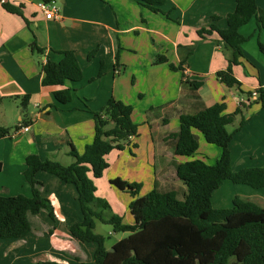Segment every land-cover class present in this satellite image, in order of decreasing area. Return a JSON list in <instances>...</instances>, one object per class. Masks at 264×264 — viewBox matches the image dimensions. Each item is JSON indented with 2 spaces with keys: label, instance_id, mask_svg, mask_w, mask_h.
I'll return each mask as SVG.
<instances>
[{
  "label": "crops",
  "instance_id": "1",
  "mask_svg": "<svg viewBox=\"0 0 264 264\" xmlns=\"http://www.w3.org/2000/svg\"><path fill=\"white\" fill-rule=\"evenodd\" d=\"M40 1L6 0L21 6L20 15L7 10L0 0V127L10 130L0 137L2 194L32 195L24 176L26 158L31 153L42 159L73 158L74 162L72 147L83 153L94 139L92 111L102 109L111 98L134 107L132 119L139 128L125 149H114L106 156L109 167L95 183L98 196L107 197L125 223L136 222L130 207L132 200L146 195L156 185H170L165 181L170 165L175 166L176 172L179 163L190 160L176 155L169 139L179 130L181 114L195 113L217 102L226 104V113L240 109L229 126L233 130L242 118L247 119L229 144L232 168L264 167V106L256 100L240 104L249 92L264 89V53L259 48V41L264 43V29L258 28L255 17L240 28L247 40L241 45L240 62L233 67L241 85L233 87L217 76L229 65L231 48L216 31L205 36L198 32L211 23L227 27L226 17L238 0H165L160 7L170 10L169 17L138 0H55L59 6L56 19L46 18L38 6ZM257 3L264 8V0ZM34 42L45 53L35 52ZM64 50L77 55L82 79L65 85H44L43 63L47 57L60 61V51ZM158 53L167 56L168 62L155 63ZM170 63L178 70L171 69ZM191 81L202 84L195 88ZM65 87L72 89L73 98L61 103L54 92ZM26 96L28 106L24 109L22 101ZM145 101L149 102L143 105ZM24 125L29 126L28 131L18 130ZM202 138L199 134L200 143ZM132 147L137 153L148 155V164L157 165L153 178L142 163L138 170L131 165L132 169L125 173H113L110 155L119 150L124 157ZM220 154L221 149L214 150L216 157ZM146 175L147 184L152 180V185L144 192ZM37 178L43 183V194L54 206L55 217L42 210L33 217L35 226L30 234L19 239L0 238V264L93 262L96 243L81 242L69 231V225L83 218L75 185L45 171H39ZM115 178L144 187L133 196L127 189L117 187L112 182ZM225 183L230 189L236 188L235 196L217 193ZM236 196L264 207V187H232L227 181L214 191L213 205L232 207L230 201L233 203Z\"/></svg>",
  "mask_w": 264,
  "mask_h": 264
},
{
  "label": "trees",
  "instance_id": "2",
  "mask_svg": "<svg viewBox=\"0 0 264 264\" xmlns=\"http://www.w3.org/2000/svg\"><path fill=\"white\" fill-rule=\"evenodd\" d=\"M138 2L169 17V12L160 7L165 0ZM4 7L23 15L21 6L4 2ZM253 17L258 28L264 29V8L259 7L257 0H238L234 11L226 17L227 27L221 28L211 23L198 30L200 36L216 31L231 48L228 67L217 72L218 78L229 87L241 85L233 67L240 62L243 55L241 45L247 40L240 28ZM259 48L264 53V43L261 41ZM32 49L37 53H45V49L35 42ZM60 52L63 54L60 61L47 57L43 63L44 85H65L68 81H79L83 77L75 52ZM167 61L164 54L156 55L155 63ZM170 66L178 69L173 63ZM201 84V81H191L195 88ZM257 93L255 100L264 106V89L259 87ZM54 95L59 102L68 103L73 98V91L65 87L56 90ZM253 101L240 104L244 106ZM22 106L27 108V96ZM133 110L131 104L111 98L103 109L92 111L95 120L94 139L86 145L83 153L72 147L70 154L75 160L71 164L42 159L36 153L29 154L24 176L32 195H6L0 192V238L19 239L30 234L35 226L33 217L42 210L55 217L54 206L43 194V183L37 178L39 171H45L66 183L74 184L77 189L83 218L69 225V231L81 242L96 243L94 261L85 264H264V207L239 196L234 197L232 207L216 208L213 205L214 191L227 179L254 188L264 187V167L232 168L229 144L247 119L242 118L239 125L230 130L229 126L235 122L241 110L226 113L224 102H217L195 113L181 114L179 130L169 135L174 152L179 156L196 153L200 146L199 133L208 143L221 148V154L213 164L196 158L177 165V176L187 187L183 198H179L174 189H160L156 185L146 195L131 201L130 207L136 215L135 223H125L118 214L109 217L104 215L110 205L105 198L96 196L95 179L102 177L109 167L106 156L114 149H124V142L138 133L139 125L132 119ZM9 131L8 128L0 127V137L6 136ZM112 182L127 189L133 196L138 195L142 187L141 183L120 178ZM98 220L111 224L114 231L129 232V235L108 249L105 237L95 231ZM30 264L66 263L44 260Z\"/></svg>",
  "mask_w": 264,
  "mask_h": 264
},
{
  "label": "rangeland",
  "instance_id": "3",
  "mask_svg": "<svg viewBox=\"0 0 264 264\" xmlns=\"http://www.w3.org/2000/svg\"><path fill=\"white\" fill-rule=\"evenodd\" d=\"M167 11L170 12V10H167ZM174 20H176V19H174ZM171 64L172 63H170L169 65H171ZM171 69H173V68H171ZM173 70H178V69H173ZM148 102L149 101H145L143 103V105L148 104ZM143 105H141L139 107V115H141V109H142ZM102 109H103V107H102ZM202 139L203 140L200 143L199 149L196 151V153L194 155H192V156H184V159L203 158V159H206L207 162L215 163L217 161V159L219 158V156L216 157V155H214V150H216V149L219 150L221 148L218 145H216V144L208 143L204 138H202ZM127 143H128V141L124 142V149L126 148ZM131 149L132 150H127V152H126L127 154H125L126 156L124 155V157L120 156V151L119 150L114 151L110 155L109 160H110V162L112 164L113 173L116 172V171H118V170L120 172H122V173H125L126 171H129V169H132L130 167L131 165L133 167L135 166L134 168H137V170H138V168L140 167V164L142 163L143 166H144V168L146 167V169H148V173L152 177V175L154 174L153 171H156V169H157V165H154L153 166V164H150V163L148 164L147 163L148 155L146 156L145 154L142 155L140 153H137L135 150H133L134 149L133 147ZM127 156H129L130 158H126ZM132 156L133 157L138 156V157L136 159H133V158H131ZM72 160H73V158H67V157L64 158V157H62V161H60V162L63 163V164L68 165V164H71L73 162ZM116 161H117V163H116ZM151 177H149V179ZM145 178H146L145 179V183H144L145 184V187H144V184H143L142 187H141V190L144 187V192H147V191L150 190V189H148V187L151 188L152 180H151V182L149 180V184H147V175L145 176ZM165 181H169L170 185H164L163 187L160 186L161 187L160 189L176 188L179 198H183L184 193L187 191V187L183 183V181L178 178L177 172H175V166L174 165H170V170L168 171L167 178L165 179ZM225 181H227L228 183H230L232 185V187H236L237 185H240V186L244 185V184H241V183H234L230 179H227ZM226 185H228V184L225 183L224 186L221 188V190H219V192H217V193H223L225 197H227L228 195L229 196L231 195L232 197L235 196V194H236V188L230 189ZM247 187H250L252 189H257V188H253V187L248 186V185H247ZM105 194H106L105 196L109 195V192L107 191V189L105 190ZM96 196H98L97 190H96ZM98 197H101V196H98ZM105 199L109 202L110 207L107 208L104 211V215L107 216V217H109V216H112L113 214H118L115 211L113 205L111 204V201H109V199L107 197ZM232 205H233V203H232V201H230V206H232ZM95 231L97 233L102 234L105 237V245H106V247L108 249H111L112 246H113V244L116 241H118V240H120V239H122V238H124V237H126V236L129 235V232L114 231L113 230V226L111 224L101 222L100 220L97 221V225H96Z\"/></svg>",
  "mask_w": 264,
  "mask_h": 264
},
{
  "label": "built area",
  "instance_id": "4",
  "mask_svg": "<svg viewBox=\"0 0 264 264\" xmlns=\"http://www.w3.org/2000/svg\"><path fill=\"white\" fill-rule=\"evenodd\" d=\"M4 2L6 0H3ZM40 10L44 13V15L46 16L47 19H56L59 17V6L57 5L56 1L53 0L51 2H45L43 0H41L38 4ZM120 70L118 69L117 72H119ZM258 97V93H257V89L253 90L251 92V94L247 95V97L241 98L240 99V103L241 102H250L253 101L255 99H257ZM18 130H25L28 131L29 130V126L28 125H24L21 126Z\"/></svg>",
  "mask_w": 264,
  "mask_h": 264
}]
</instances>
